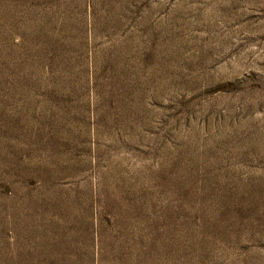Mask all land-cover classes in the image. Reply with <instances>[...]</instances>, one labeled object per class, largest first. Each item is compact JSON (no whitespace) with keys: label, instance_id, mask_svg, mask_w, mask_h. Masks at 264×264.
Listing matches in <instances>:
<instances>
[{"label":"rangeland","instance_id":"rangeland-1","mask_svg":"<svg viewBox=\"0 0 264 264\" xmlns=\"http://www.w3.org/2000/svg\"><path fill=\"white\" fill-rule=\"evenodd\" d=\"M0 264H264V0H0Z\"/></svg>","mask_w":264,"mask_h":264}]
</instances>
